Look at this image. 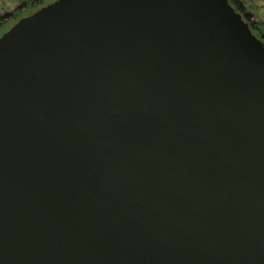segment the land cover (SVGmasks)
Listing matches in <instances>:
<instances>
[{"label":"water","instance_id":"95a60500","mask_svg":"<svg viewBox=\"0 0 264 264\" xmlns=\"http://www.w3.org/2000/svg\"><path fill=\"white\" fill-rule=\"evenodd\" d=\"M0 264H264V47L227 0H56L0 39Z\"/></svg>","mask_w":264,"mask_h":264},{"label":"rangeland","instance_id":"374dc122","mask_svg":"<svg viewBox=\"0 0 264 264\" xmlns=\"http://www.w3.org/2000/svg\"><path fill=\"white\" fill-rule=\"evenodd\" d=\"M43 2V1H42ZM41 0H0V39L42 7ZM250 24L264 31V0H237Z\"/></svg>","mask_w":264,"mask_h":264},{"label":"flooded vegetation","instance_id":"af4514ba","mask_svg":"<svg viewBox=\"0 0 264 264\" xmlns=\"http://www.w3.org/2000/svg\"><path fill=\"white\" fill-rule=\"evenodd\" d=\"M43 1V2H42ZM56 0H41L42 2V7L36 11L35 13L30 14L27 18H29L30 16L36 14L37 12L47 8L48 6H50L52 3H54ZM227 2L229 3V5L233 8V10L239 14L241 16L242 21L247 23L248 28L251 31V34L253 35L254 39L261 44L264 47V31L260 29L259 26H255L250 24L249 19L250 18H246L245 17V13L243 14L241 11V8L237 2V0H227ZM26 18V19H27ZM25 19V20H26ZM23 22V21H22ZM21 23V22H20ZM19 23V24H20ZM11 31V30H10Z\"/></svg>","mask_w":264,"mask_h":264}]
</instances>
